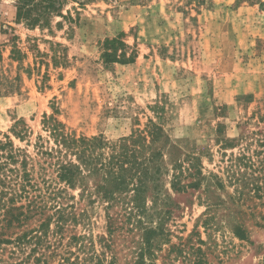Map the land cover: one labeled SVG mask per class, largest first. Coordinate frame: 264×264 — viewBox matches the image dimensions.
I'll list each match as a JSON object with an SVG mask.
<instances>
[{
    "label": "rangeland",
    "instance_id": "374dc122",
    "mask_svg": "<svg viewBox=\"0 0 264 264\" xmlns=\"http://www.w3.org/2000/svg\"><path fill=\"white\" fill-rule=\"evenodd\" d=\"M17 2L0 0L7 9L0 24V138L18 119L31 139L44 134L41 120L52 114L69 132L101 136L111 147L153 120L169 142L197 152L208 174L221 158L217 136L257 130L264 118V0H67L65 18L53 14L41 25L17 20ZM113 37L124 40L125 57L106 64L102 45ZM168 178L164 202L152 205L147 197L143 213L127 200L108 209L99 200L77 202L69 230L91 238L114 264H264L258 199L212 210L202 188L175 192ZM71 194L79 198L78 190ZM149 227L156 231L152 246L145 242ZM0 260H15L9 247Z\"/></svg>",
    "mask_w": 264,
    "mask_h": 264
},
{
    "label": "trees",
    "instance_id": "16d2710c",
    "mask_svg": "<svg viewBox=\"0 0 264 264\" xmlns=\"http://www.w3.org/2000/svg\"><path fill=\"white\" fill-rule=\"evenodd\" d=\"M74 1L84 5V1L91 0ZM66 4L67 0H18L16 19L30 25L45 24L53 14L65 18L62 10ZM102 46L106 64L121 60V55L125 57L121 51L126 44L120 37L107 38ZM261 123L262 116L258 117L257 130L236 137L218 135V169L205 174L201 156L169 142L153 120L111 147L101 136L69 132L52 114H44V134L39 132L33 139L24 120L14 121L0 138V250L9 247L10 257L15 260H0V264H51L54 258L56 264H114L106 260L104 251H96L91 238L88 242L84 235L69 230V222L77 221L75 204L87 198L89 203H106L108 209L115 202L127 200L143 213L147 197L152 205L164 202V175L169 176V187L175 192L202 188L206 206L212 210L258 199V226L264 228ZM14 139L25 145H16ZM228 187L233 190L230 192ZM68 190H78L79 198L68 196ZM67 197L72 199L70 204L64 202ZM233 223L234 233L245 238L242 225ZM154 232L150 227L145 230L147 246L153 245Z\"/></svg>",
    "mask_w": 264,
    "mask_h": 264
},
{
    "label": "crops",
    "instance_id": "0c3cea01",
    "mask_svg": "<svg viewBox=\"0 0 264 264\" xmlns=\"http://www.w3.org/2000/svg\"><path fill=\"white\" fill-rule=\"evenodd\" d=\"M1 10H3V11H1ZM6 10L7 9L5 7L3 8L2 6H0V24H1V22L5 21V19H6L5 15H4ZM7 15H8L7 17H12L14 15L13 7L9 9ZM0 35H1V31H0Z\"/></svg>",
    "mask_w": 264,
    "mask_h": 264
}]
</instances>
